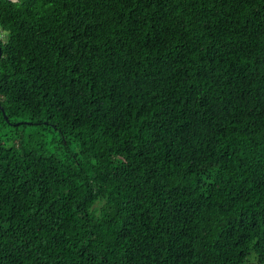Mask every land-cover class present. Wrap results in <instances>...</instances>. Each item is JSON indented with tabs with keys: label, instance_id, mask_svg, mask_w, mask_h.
Instances as JSON below:
<instances>
[{
	"label": "trees",
	"instance_id": "16d2710c",
	"mask_svg": "<svg viewBox=\"0 0 264 264\" xmlns=\"http://www.w3.org/2000/svg\"><path fill=\"white\" fill-rule=\"evenodd\" d=\"M0 45V264H264V0H0Z\"/></svg>",
	"mask_w": 264,
	"mask_h": 264
},
{
	"label": "water",
	"instance_id": "95a60500",
	"mask_svg": "<svg viewBox=\"0 0 264 264\" xmlns=\"http://www.w3.org/2000/svg\"><path fill=\"white\" fill-rule=\"evenodd\" d=\"M9 1L17 2L18 0H9ZM1 57H2V49H1V45H0V58Z\"/></svg>",
	"mask_w": 264,
	"mask_h": 264
},
{
	"label": "rangeland",
	"instance_id": "374dc122",
	"mask_svg": "<svg viewBox=\"0 0 264 264\" xmlns=\"http://www.w3.org/2000/svg\"><path fill=\"white\" fill-rule=\"evenodd\" d=\"M28 127L33 128V126H28ZM28 127H27V128H28ZM252 261L256 262L255 259H252Z\"/></svg>",
	"mask_w": 264,
	"mask_h": 264
}]
</instances>
